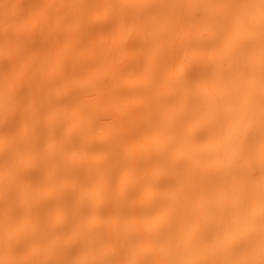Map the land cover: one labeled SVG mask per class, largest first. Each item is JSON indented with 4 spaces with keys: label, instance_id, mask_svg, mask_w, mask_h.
I'll use <instances>...</instances> for the list:
<instances>
[{
    "label": "bare ground",
    "instance_id": "1",
    "mask_svg": "<svg viewBox=\"0 0 264 264\" xmlns=\"http://www.w3.org/2000/svg\"><path fill=\"white\" fill-rule=\"evenodd\" d=\"M0 264H264V0H0Z\"/></svg>",
    "mask_w": 264,
    "mask_h": 264
}]
</instances>
